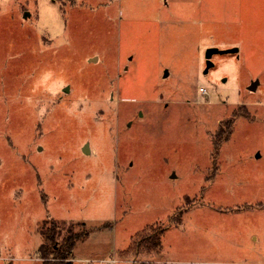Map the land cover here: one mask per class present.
<instances>
[{
	"label": "rangeland",
	"instance_id": "obj_1",
	"mask_svg": "<svg viewBox=\"0 0 264 264\" xmlns=\"http://www.w3.org/2000/svg\"><path fill=\"white\" fill-rule=\"evenodd\" d=\"M52 221L74 264H264V0H0V264Z\"/></svg>",
	"mask_w": 264,
	"mask_h": 264
},
{
	"label": "trees",
	"instance_id": "obj_2",
	"mask_svg": "<svg viewBox=\"0 0 264 264\" xmlns=\"http://www.w3.org/2000/svg\"><path fill=\"white\" fill-rule=\"evenodd\" d=\"M54 1L64 3V0ZM76 227H80L81 232H76ZM63 231H66L64 236ZM39 232L42 242L36 251V258L39 260L37 264H74L79 242L90 236V230L84 222L69 226L65 222H44ZM148 243L156 244L154 239H149Z\"/></svg>",
	"mask_w": 264,
	"mask_h": 264
},
{
	"label": "water",
	"instance_id": "obj_3",
	"mask_svg": "<svg viewBox=\"0 0 264 264\" xmlns=\"http://www.w3.org/2000/svg\"><path fill=\"white\" fill-rule=\"evenodd\" d=\"M239 53V48L237 47H234V48H230V49H224V50H220L218 48H208L207 51H206V54H205V58H206V70H205V73H208L209 70L213 67V63L211 61L212 57L216 54H219V55H225V54H237ZM259 84V81L257 80L256 82H254L249 90L250 91H255L256 88H257V85ZM84 152L85 153H88L89 152V146L88 144L85 145L84 147ZM257 157L259 158L260 155L258 154Z\"/></svg>",
	"mask_w": 264,
	"mask_h": 264
},
{
	"label": "built area",
	"instance_id": "obj_4",
	"mask_svg": "<svg viewBox=\"0 0 264 264\" xmlns=\"http://www.w3.org/2000/svg\"><path fill=\"white\" fill-rule=\"evenodd\" d=\"M118 260L115 257H110L108 259L105 260H98V261H91L88 260L86 262H84V264H118Z\"/></svg>",
	"mask_w": 264,
	"mask_h": 264
},
{
	"label": "crops",
	"instance_id": "obj_5",
	"mask_svg": "<svg viewBox=\"0 0 264 264\" xmlns=\"http://www.w3.org/2000/svg\"><path fill=\"white\" fill-rule=\"evenodd\" d=\"M88 260H90V259H83L82 262L84 263V262H86V261H88Z\"/></svg>",
	"mask_w": 264,
	"mask_h": 264
}]
</instances>
